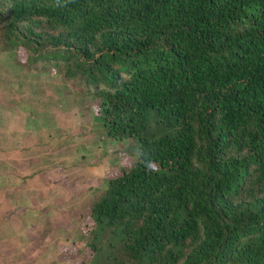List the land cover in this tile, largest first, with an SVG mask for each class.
<instances>
[{
	"label": "trees",
	"instance_id": "1",
	"mask_svg": "<svg viewBox=\"0 0 264 264\" xmlns=\"http://www.w3.org/2000/svg\"><path fill=\"white\" fill-rule=\"evenodd\" d=\"M0 49L136 146L71 264H264V0H0Z\"/></svg>",
	"mask_w": 264,
	"mask_h": 264
},
{
	"label": "rangeland",
	"instance_id": "2",
	"mask_svg": "<svg viewBox=\"0 0 264 264\" xmlns=\"http://www.w3.org/2000/svg\"><path fill=\"white\" fill-rule=\"evenodd\" d=\"M18 55L0 49V264H71L87 258L89 207L136 146L106 136L94 99Z\"/></svg>",
	"mask_w": 264,
	"mask_h": 264
}]
</instances>
